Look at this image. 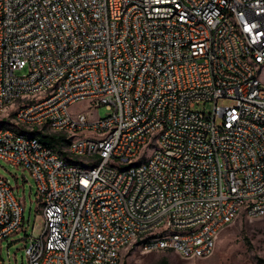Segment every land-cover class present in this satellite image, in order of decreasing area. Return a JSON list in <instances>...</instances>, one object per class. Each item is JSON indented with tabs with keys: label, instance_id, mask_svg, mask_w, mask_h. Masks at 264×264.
<instances>
[{
	"label": "built area",
	"instance_id": "built-area-1",
	"mask_svg": "<svg viewBox=\"0 0 264 264\" xmlns=\"http://www.w3.org/2000/svg\"><path fill=\"white\" fill-rule=\"evenodd\" d=\"M257 67L264 0H0V160L45 221L28 264L208 259L238 218L264 219ZM24 213L0 176V264Z\"/></svg>",
	"mask_w": 264,
	"mask_h": 264
},
{
	"label": "rangeland",
	"instance_id": "rangeland-1",
	"mask_svg": "<svg viewBox=\"0 0 264 264\" xmlns=\"http://www.w3.org/2000/svg\"><path fill=\"white\" fill-rule=\"evenodd\" d=\"M25 73L26 70L19 74ZM257 74L264 83V68L257 67ZM230 104V102L222 101L220 106ZM85 107V103H80L75 105L72 111L75 113L84 110ZM212 108V105H208L206 109L209 112ZM91 114L92 119H104L110 113L106 107H101L93 109ZM0 176L10 181L15 189L16 197L22 201L25 210L23 228L11 237L16 242L9 250L10 259L6 251L3 252V258L6 264H28L25 250L27 236L39 237L45 227L42 207L36 195V186L28 172L1 160ZM163 261L168 264H264V219L252 221L244 216L238 218L233 225L221 231L214 255L208 259L184 260L172 251L144 254L133 249L126 255L124 264H160Z\"/></svg>",
	"mask_w": 264,
	"mask_h": 264
},
{
	"label": "trees",
	"instance_id": "trees-1",
	"mask_svg": "<svg viewBox=\"0 0 264 264\" xmlns=\"http://www.w3.org/2000/svg\"><path fill=\"white\" fill-rule=\"evenodd\" d=\"M40 140L44 144L57 146V144H60L63 141V138L57 135H47V136H40ZM160 264H168V262L163 261Z\"/></svg>",
	"mask_w": 264,
	"mask_h": 264
},
{
	"label": "crops",
	"instance_id": "crops-1",
	"mask_svg": "<svg viewBox=\"0 0 264 264\" xmlns=\"http://www.w3.org/2000/svg\"><path fill=\"white\" fill-rule=\"evenodd\" d=\"M14 242H16L15 240H13V238H10L8 241L4 242L2 244V247H1V255H2V259H3V264H6L5 263V260L3 258V252H7V257L10 259V253H9V250L11 248V246L14 244Z\"/></svg>",
	"mask_w": 264,
	"mask_h": 264
}]
</instances>
